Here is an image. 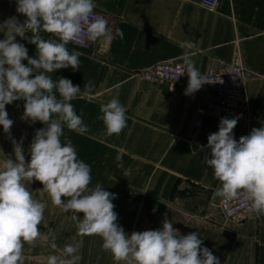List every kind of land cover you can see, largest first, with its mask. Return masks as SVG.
Masks as SVG:
<instances>
[{
    "label": "crops",
    "instance_id": "1",
    "mask_svg": "<svg viewBox=\"0 0 264 264\" xmlns=\"http://www.w3.org/2000/svg\"><path fill=\"white\" fill-rule=\"evenodd\" d=\"M202 0H95L94 11L108 18L109 26L121 28L124 39L111 42L99 39L90 50L67 45L82 53L81 67L54 71L53 80L70 79L82 88L94 85L90 96L71 101L88 131L78 134L64 128L72 139L78 158L91 166L92 182L116 194L112 202L117 223L129 235L133 231L155 230L162 221L173 222L182 235L199 233L203 247L220 264H264V215H250L241 225L225 221L214 197L220 182L204 162L210 156L207 137L218 131L220 120L205 118L194 128L199 101L168 86L142 81L135 74L154 65L169 62L184 67L190 58L201 73L222 67L240 66L246 72V87L255 120L234 128V138L264 126V0H222L216 12L201 7ZM23 23L16 12V0H0V24L10 17ZM0 29V40L5 38ZM30 35V33H28ZM45 38H55L42 33ZM16 40L36 56V46L19 36ZM27 65V61H23ZM118 86V87H117ZM58 95V93H57ZM116 97L126 108L127 126L119 135H106L99 117L100 105ZM24 101L6 105L13 120L9 135L0 126V165L15 158L12 139L23 138L26 162L39 121L22 119ZM117 155L122 156L123 167ZM125 172L127 176L125 177ZM34 199L45 203L40 231L48 240H37L34 247L24 246V264H47L51 233L58 249L79 242V264H117L102 248V238L81 236L71 213L55 207L39 181H23ZM62 199H66L63 198ZM156 209L154 212L153 209ZM82 218L83 214H79ZM123 264V262H121Z\"/></svg>",
    "mask_w": 264,
    "mask_h": 264
},
{
    "label": "clouds",
    "instance_id": "2",
    "mask_svg": "<svg viewBox=\"0 0 264 264\" xmlns=\"http://www.w3.org/2000/svg\"><path fill=\"white\" fill-rule=\"evenodd\" d=\"M96 6L95 0H16V12L26 19L21 23L13 16L0 24L5 34L0 40V126L11 139L14 121L8 118L6 105L19 100L25 102L22 119L45 125L35 131L28 149L30 161L25 159L23 138L19 142L12 139L15 158L7 157L0 165V264H24L25 244L34 247L37 240H48L39 227L46 205L33 198L25 180L39 181L52 204L71 213L79 235L101 237L103 250L110 252L117 264H220L219 258L202 246L199 233L182 235L167 216L161 228L129 235L117 223L112 202L116 194L100 183L89 187L91 166L78 158L64 128L81 135L89 130L71 101L92 95L94 85L88 81L82 90L70 79L53 80L50 74L69 67L80 69L82 53L69 50L70 42L123 41V30L113 29L106 18L95 14ZM42 33L55 38H45ZM17 36L36 46L35 57L28 55ZM184 70L188 77L186 95L208 83L190 58L185 59ZM126 111L116 97L100 105L99 119L106 135L123 131ZM240 118L220 119L218 131L207 137L211 152L204 156V162L220 182L214 197L230 201L244 193L249 210L264 215V126L253 128L237 141L233 130ZM116 160L120 162L117 167L122 168V156L117 155ZM50 236V246L59 256L49 255L47 264H79V242L58 249L55 233Z\"/></svg>",
    "mask_w": 264,
    "mask_h": 264
},
{
    "label": "built area",
    "instance_id": "3",
    "mask_svg": "<svg viewBox=\"0 0 264 264\" xmlns=\"http://www.w3.org/2000/svg\"><path fill=\"white\" fill-rule=\"evenodd\" d=\"M221 1L202 0L201 7L214 13ZM94 12L108 20L105 15ZM91 43L92 41L85 40L83 44L70 42L68 45H74L88 51L91 48ZM202 75L208 83H205L194 94L187 95V97L199 101L193 123L195 129L201 126L205 118L220 120L222 117L233 118L240 115L238 125H249L255 120L247 93L246 72L242 67H222L218 70L202 73ZM135 76L147 83L168 86L171 92L181 89L185 94L188 85V77L184 67L169 62L144 69L136 73ZM217 209L225 221L237 225L243 224L250 215L254 214L249 210V202L244 199V193L230 201L219 198Z\"/></svg>",
    "mask_w": 264,
    "mask_h": 264
},
{
    "label": "water",
    "instance_id": "4",
    "mask_svg": "<svg viewBox=\"0 0 264 264\" xmlns=\"http://www.w3.org/2000/svg\"><path fill=\"white\" fill-rule=\"evenodd\" d=\"M177 91L181 92V89H177Z\"/></svg>",
    "mask_w": 264,
    "mask_h": 264
}]
</instances>
